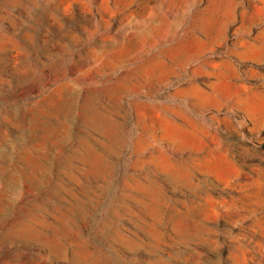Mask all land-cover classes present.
<instances>
[{
    "label": "rangeland",
    "instance_id": "374dc122",
    "mask_svg": "<svg viewBox=\"0 0 264 264\" xmlns=\"http://www.w3.org/2000/svg\"><path fill=\"white\" fill-rule=\"evenodd\" d=\"M0 264H264V0H0Z\"/></svg>",
    "mask_w": 264,
    "mask_h": 264
},
{
    "label": "bare ground",
    "instance_id": "6f19581e",
    "mask_svg": "<svg viewBox=\"0 0 264 264\" xmlns=\"http://www.w3.org/2000/svg\"><path fill=\"white\" fill-rule=\"evenodd\" d=\"M182 53V52H181ZM158 65V64H157ZM154 68V67H153ZM157 68V67H156ZM142 69V68H141ZM152 70V69H151ZM142 72V71H141ZM147 73H149V72H147ZM152 73V72H151ZM176 129V128H175ZM175 133H176V131H175ZM179 138V137H178ZM165 163H166V161H165ZM165 167V166H164ZM168 168V167H167Z\"/></svg>",
    "mask_w": 264,
    "mask_h": 264
}]
</instances>
